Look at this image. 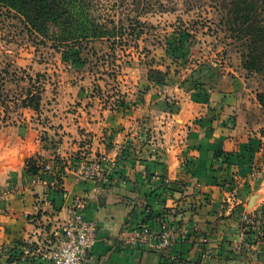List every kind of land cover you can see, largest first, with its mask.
Returning a JSON list of instances; mask_svg holds the SVG:
<instances>
[{"label": "crops", "instance_id": "obj_1", "mask_svg": "<svg viewBox=\"0 0 264 264\" xmlns=\"http://www.w3.org/2000/svg\"><path fill=\"white\" fill-rule=\"evenodd\" d=\"M247 73L237 67L219 83L208 76L191 91L150 83L147 74L128 107L111 112L103 100L67 88L60 105L70 112L55 118L48 136L59 147L36 137L23 169L0 187V264H52L12 262L6 251L57 245L77 211L98 230L87 264H264V108ZM166 92L177 96L175 105ZM40 156L62 173L61 187L32 185L26 159ZM83 160H103V177L81 176ZM245 215L263 223L245 231ZM163 223L176 231L168 250L127 243L142 225L159 231Z\"/></svg>", "mask_w": 264, "mask_h": 264}, {"label": "rangeland", "instance_id": "obj_2", "mask_svg": "<svg viewBox=\"0 0 264 264\" xmlns=\"http://www.w3.org/2000/svg\"><path fill=\"white\" fill-rule=\"evenodd\" d=\"M221 1L141 0L133 4L92 0L95 17L108 24L116 22L124 28V36L92 40L84 43L82 50L31 36L18 18L0 10V69L11 64L18 69V78H25L21 86H27L29 74L43 88L33 87L41 93L39 111L11 102L0 107V187L10 184L23 169L36 137L46 148L59 147L60 140L48 136L53 134L55 118L70 112L60 105V100L66 99L60 95L67 88L103 100L111 112L128 107V98L146 80L150 66L168 72L164 86L179 84L185 91L192 80L209 76L219 83L223 73L237 67L246 70L242 54L248 49L244 40L230 38L221 24L227 17ZM75 52L80 57H70ZM73 60L79 63L73 64ZM247 72L249 88L262 91L264 73ZM230 77L231 73L227 79ZM8 90L12 97L21 95L16 84L8 85ZM165 94L169 104L178 102L174 93ZM45 127L49 132L43 131Z\"/></svg>", "mask_w": 264, "mask_h": 264}, {"label": "trees", "instance_id": "obj_3", "mask_svg": "<svg viewBox=\"0 0 264 264\" xmlns=\"http://www.w3.org/2000/svg\"><path fill=\"white\" fill-rule=\"evenodd\" d=\"M140 1L121 0L122 3L133 2V4ZM221 7L227 15L221 20V24L229 32L230 38L245 41L244 46L247 47L248 52L242 54L244 68L249 72L264 73V1L222 0ZM93 9L92 0H0V10H5L18 18L31 36L47 39L55 45H65L69 49L82 50L81 46L86 42L96 39H117L124 36L122 26H117L114 21L109 22L110 24L100 22L95 17ZM80 55L75 52V55L70 57H80ZM79 61L73 60L72 63L78 64ZM18 74V69L11 64H6L0 69V107L11 102L23 108L39 111L42 102L41 93L34 91L33 87H39L38 90L43 88L40 87L38 80H34L29 74L26 75L25 70H22V74L28 76L29 81L27 86H21L25 78H18L20 75ZM203 79L190 81L185 89L189 91L202 89L205 86ZM148 81L164 86L168 82V72L150 66ZM10 84L17 85L20 96L10 95L8 90ZM258 100L264 108V89L258 93ZM2 119L0 115V121H3ZM47 164L48 162L42 157L29 158L26 162L27 176L32 179L38 176L49 180L55 179L61 186L62 173L55 172L54 175L47 172ZM56 191L61 190L57 188ZM151 218L150 215L149 219ZM27 246H29L28 243L16 244L9 247L6 253L10 255L12 262L19 261L24 256V248ZM202 251L205 252L204 246Z\"/></svg>", "mask_w": 264, "mask_h": 264}, {"label": "built area", "instance_id": "obj_4", "mask_svg": "<svg viewBox=\"0 0 264 264\" xmlns=\"http://www.w3.org/2000/svg\"><path fill=\"white\" fill-rule=\"evenodd\" d=\"M46 170L49 173H55L50 164L46 165ZM103 172V160H83L78 167V173L90 180H100L103 177ZM31 183L32 185H43L53 188L61 187L57 180H49L43 176L33 178ZM262 217L260 215L243 216L244 230H251L255 226L261 225L263 223ZM61 231L62 238L57 245L42 248L40 246L33 247V245L29 244V246L24 248V257H40L42 260L52 264H87L97 239L98 230L96 223L87 220L83 213L77 211L72 217L63 222ZM175 234L176 231L166 223L162 224L161 231L153 230L148 225H142L127 243L163 251L168 250L173 245ZM179 234L182 238H187L190 236L191 231L184 227L180 229ZM202 256L207 258L208 254L205 253Z\"/></svg>", "mask_w": 264, "mask_h": 264}]
</instances>
